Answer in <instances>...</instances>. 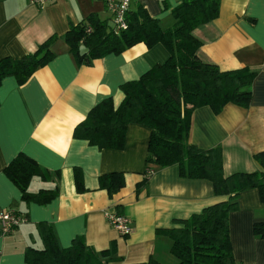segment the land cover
<instances>
[{
	"label": "crops",
	"instance_id": "1",
	"mask_svg": "<svg viewBox=\"0 0 264 264\" xmlns=\"http://www.w3.org/2000/svg\"><path fill=\"white\" fill-rule=\"evenodd\" d=\"M181 1L143 0L139 5L167 30L176 24L171 11ZM89 16L110 21L97 0H51L42 9L27 0H0V60L20 59L58 38L51 47L54 58L26 83L7 77L0 84V212L10 208L27 218L10 234L0 232V264H26L27 248L42 250L41 224L51 227L62 249L77 238L95 253L114 248V260L104 264H178L170 252L172 241L157 232L181 229L191 217L227 201L215 197L207 181L181 179L176 165L148 176L150 131L143 126L128 125L121 150H100L73 138L74 128L91 109L106 99L117 108L124 84L169 57L161 45L137 44L89 66L77 65L62 37ZM192 36L201 44L196 53L201 62L222 72L247 68L255 77L249 108L227 105L217 116L208 107L196 109L188 143L201 150L220 147L225 177L262 172L253 156L264 152V0H221L217 19L196 28ZM20 154L45 175L32 178L28 193L54 192L48 203L23 202L4 173ZM75 170L82 175L84 192L76 190ZM113 173L123 175L124 187L109 196L99 179ZM237 204L229 217L234 259L264 264V240L253 234L254 224L264 223V203L253 189L242 192ZM108 214L127 217L131 234L121 237L108 223Z\"/></svg>",
	"mask_w": 264,
	"mask_h": 264
},
{
	"label": "trees",
	"instance_id": "2",
	"mask_svg": "<svg viewBox=\"0 0 264 264\" xmlns=\"http://www.w3.org/2000/svg\"><path fill=\"white\" fill-rule=\"evenodd\" d=\"M220 1L182 0L171 11L176 24L167 30H162L159 22L137 5L126 15L127 30L118 35L113 33L109 22L89 16L62 37L79 66H89L111 54L119 55L137 44L147 48L161 45L168 52L163 65L121 87L124 99L117 108L111 99H106L91 109L86 119L74 128L73 138L100 150H121L128 125L143 126L150 131L146 157L148 176L176 165L181 179L207 181L215 197H227L226 202L208 207L183 222L181 229L157 232L172 241L170 252L178 264H238L229 239L230 214L237 210L238 197L245 191L257 190L264 203V152L253 156L262 172L225 177L220 147L201 150L188 143L190 120L196 109L208 107L217 116L227 105L247 109L251 102L255 73L247 68L222 72L196 56L201 44L192 32L217 19ZM57 39L51 37L34 53L20 59L0 60V84L7 77H14L20 85L26 83L54 58L51 47ZM4 173L20 190L25 203L44 205L55 197L54 192L28 193L32 178L45 175L23 154L12 160ZM74 178L76 190L84 192L79 170L74 171ZM99 184L100 189L113 196L123 189L124 178L120 173H113L100 177ZM40 230L43 249L27 248L26 264H104L114 260L111 257L114 248L95 253L83 239L77 238L69 248L62 249L50 226L41 224ZM253 234L264 240V223H255ZM147 264L158 263L151 260Z\"/></svg>",
	"mask_w": 264,
	"mask_h": 264
},
{
	"label": "built area",
	"instance_id": "3",
	"mask_svg": "<svg viewBox=\"0 0 264 264\" xmlns=\"http://www.w3.org/2000/svg\"><path fill=\"white\" fill-rule=\"evenodd\" d=\"M31 5L40 9L44 8L51 0H27ZM102 3L110 15V24L115 35L127 30L126 15L139 5L143 0H97ZM88 33L90 30L87 31ZM108 223L114 228L121 237H127L131 234L130 221L127 217L118 214H108L106 216ZM27 223V218L14 211L6 209L0 212V232L7 235L15 229Z\"/></svg>",
	"mask_w": 264,
	"mask_h": 264
}]
</instances>
